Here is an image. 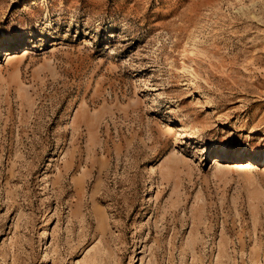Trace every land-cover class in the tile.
I'll return each mask as SVG.
<instances>
[{
    "label": "rangeland",
    "instance_id": "1",
    "mask_svg": "<svg viewBox=\"0 0 264 264\" xmlns=\"http://www.w3.org/2000/svg\"><path fill=\"white\" fill-rule=\"evenodd\" d=\"M0 264H264V0H0Z\"/></svg>",
    "mask_w": 264,
    "mask_h": 264
}]
</instances>
